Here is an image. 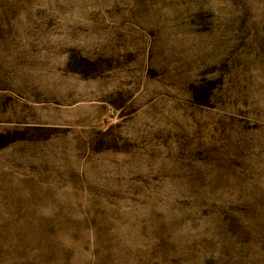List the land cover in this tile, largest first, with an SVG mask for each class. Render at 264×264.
<instances>
[{"label": "rangeland", "instance_id": "rangeland-1", "mask_svg": "<svg viewBox=\"0 0 264 264\" xmlns=\"http://www.w3.org/2000/svg\"><path fill=\"white\" fill-rule=\"evenodd\" d=\"M0 264H264V0H0Z\"/></svg>", "mask_w": 264, "mask_h": 264}]
</instances>
